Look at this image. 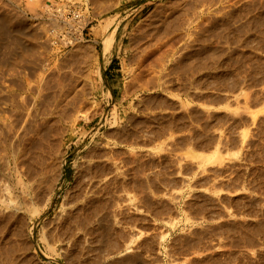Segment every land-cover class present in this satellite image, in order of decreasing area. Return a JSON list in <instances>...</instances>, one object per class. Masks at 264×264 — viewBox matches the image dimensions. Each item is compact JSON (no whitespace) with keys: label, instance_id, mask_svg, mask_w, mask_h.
Here are the masks:
<instances>
[{"label":"rangeland","instance_id":"rangeland-1","mask_svg":"<svg viewBox=\"0 0 264 264\" xmlns=\"http://www.w3.org/2000/svg\"><path fill=\"white\" fill-rule=\"evenodd\" d=\"M9 1L7 0L6 3V0H0L2 2L0 8H7L0 12L8 11L7 13H11H9L11 18H22L24 23L18 29L19 33H23L25 28V32L30 34L32 31L35 33L36 36L32 33L35 39H33L34 47L37 49V51L34 50V59L39 58L38 62L35 61L40 67L38 69L30 68L34 69L30 71V66L25 65L23 75L22 73L16 74V70L9 66H7L9 70L6 66L1 67L7 70L10 75L5 71L4 76V71L0 70V96L3 98L0 97V104L1 100L9 99L6 100L7 103L3 101L4 105H0V108H3L0 110V117L4 114L3 118L1 117L4 120L1 121L0 119V121L1 123L5 121L3 125L0 123V126L5 128L6 124L7 127L9 124L11 126L15 124L16 126L14 125L11 129L13 134L20 133L17 130H23L24 127L27 132L32 130V134L31 132L30 134L34 140L30 144V152H28L30 156L32 155L31 158L34 156V159H31L27 152L25 159L33 161L25 160L23 165V171L31 176L33 191L35 188L37 190L32 193L30 202H35L33 197H36L37 200L35 203L31 202V209L38 208L40 212L43 210L41 205L49 196L50 186L53 185L50 178L55 177L57 174L55 172L59 170L57 167L59 168L60 161L63 159V174L66 181L62 188L56 191L51 206L42 211L40 215L34 214L30 219L25 218L24 221L26 222L20 223L23 227H19L20 224L16 225V228L14 227L16 229L14 231L15 236H10L6 222L0 218V221L3 222H0V225H3V227L0 226L2 229H0V264H264V235H260L264 231V0H236L237 2L235 0H208V2L201 0L195 5L196 7L189 6L190 10L187 9L186 14L184 13L179 18L180 21H183L187 17V21L184 19L182 23L179 22L183 26L177 24L179 21L177 18L176 21L173 19L171 20L172 23L168 22L161 26L157 22L160 11L151 10L152 6L158 1L168 2V0H123L125 4L113 9L111 15H121L123 18L127 10L134 8V6H138V9L122 21L113 49L106 56L102 55L99 43L95 49L91 47L94 38L97 36L98 38L95 39H99V36L95 34L100 28L99 21H104L108 15L91 20L84 27L81 36L78 34L76 24L80 17L91 19L92 13L104 7L105 2H107L106 6L109 5L107 0L105 2L99 0L101 4L95 7L96 10L88 6L85 0H51L52 2L50 0H36L37 7L35 6L36 1L28 0L31 1V8L34 7L35 10H30V3H26V0ZM32 1L35 5L32 4ZM66 1L67 3H65ZM109 1L112 4L113 0ZM173 2L176 3L178 0H172V3L169 2L168 4L174 6ZM208 3L212 7L206 5ZM201 6L202 8L205 7V11L204 8L199 9ZM56 7L57 9H55ZM192 7L195 8L191 9ZM222 7L224 8L222 9ZM13 8L14 12L20 11V13H13ZM217 10L219 13H216ZM148 11L155 16L148 14ZM201 11L202 17L197 18L195 15V17L190 15ZM5 12L3 14L8 15ZM147 15L151 19L148 20ZM156 15L158 16L156 17ZM143 17L147 19H143ZM214 17L215 21L213 22ZM63 18L64 20L68 19L69 24L68 22L64 23ZM51 21L53 23L56 21L55 25L58 26L53 25ZM151 22L153 25H157L153 26ZM149 24L153 27L151 28ZM27 25L30 28H27ZM52 25L55 27L53 28ZM136 25H141V27ZM23 26L25 27L23 28ZM163 26L167 30L171 29L169 30L170 33L176 34L177 38H174L172 36L174 34H170ZM161 27L172 38L167 33L165 37ZM52 30L56 31L53 32ZM132 30L133 33L135 32L134 34H130ZM58 31L60 34L56 33ZM150 31H154L153 34ZM62 35L70 37L74 43L63 44L61 42L64 38ZM148 36H151L154 42L155 39H158L160 44H165L162 47L163 52L162 50L159 52L161 48L156 50L160 45L159 42L156 40L157 44L155 43V45ZM46 38L49 41H44ZM170 39L174 41H169ZM38 40L39 42L41 40L47 42L44 43L47 46L45 45V47ZM53 40L56 41L53 42ZM129 40L132 47H130ZM139 40L144 41V44L140 45ZM151 40L153 43L149 42ZM9 42L8 48L0 49V52L5 50L4 53L2 52L3 56L5 54L3 60L1 59L2 62L10 50L14 49V46L11 43L9 45ZM35 42H38L37 45ZM134 42L135 44H133ZM49 43L50 46H48ZM83 43L84 45H82ZM146 44H150V46ZM168 45H171L172 52L170 49L168 50L171 54L167 51ZM86 47L89 49L87 50ZM148 48L155 50L147 58L148 60L146 58L145 61L143 60L144 63L138 62L139 59L143 58L144 53L147 56ZM43 50L47 51L44 53ZM92 51L96 54H93ZM165 51L166 54L168 52L170 55L164 56ZM85 52L89 54L85 55L87 58L83 59ZM162 55L166 59L169 56L167 61ZM61 63L62 69L60 71ZM64 67L69 70H63ZM66 70L72 72L65 73ZM63 72L64 75H67H65L66 78ZM61 73L63 80L60 76ZM33 74L35 75L33 76ZM55 74H59L61 82L64 81L62 83H69L66 86L68 89L70 88L69 91L66 88L67 95L65 94L66 91H64V96L60 95L63 92H60V89L57 88L58 83H56L60 78L56 76L57 79L53 76ZM52 77L56 79L51 80ZM16 79L19 80L16 81ZM84 80L87 81L90 92L87 88L80 91V87L82 88L84 85ZM19 81L27 90L23 91L19 88ZM50 84H54L56 87ZM42 87L47 93L43 92ZM34 88L38 90L35 91ZM51 88L56 91L59 90V95L53 90L52 93L49 90ZM76 88H79L80 93L83 91L88 93H81L83 95L79 97L80 93ZM18 90L19 92L22 91L23 95ZM14 93L19 94L16 96ZM41 93L45 98L41 96ZM19 95L22 99L19 98ZM12 96L16 97L15 100L18 99L21 103L23 102L22 108L13 106ZM48 96L49 98H47ZM43 98L47 100L41 101ZM50 98L57 101L53 100L49 103ZM75 98L77 102L79 99L80 107L79 104L76 105ZM73 101H75V107H73ZM52 102L55 104L54 106ZM44 103L48 104L50 109L47 110L46 107L48 106ZM56 103L59 104L56 105ZM61 105L63 111L60 108ZM12 107L21 112L15 111L13 114L14 109ZM33 107L35 108L33 109ZM54 108L56 111L53 110ZM63 108L66 112L73 109L72 114L65 113V115L71 114L70 116L75 115L77 118L75 116V119L73 116L71 118L70 116L66 117L63 114ZM4 109H6L5 112ZM77 109L79 113L76 112ZM25 111L30 112L29 115L36 113L37 116L40 114L43 116L34 118L33 114L31 116L26 115L28 113ZM16 113L21 114L18 116ZM52 113V116L49 115ZM11 114H13L12 117ZM15 115L17 116L15 117ZM15 118L21 123H17ZM26 118L31 119L32 122H28ZM53 119L56 122H52ZM33 121L36 122L37 129H35V122ZM45 123L49 124V126L46 124L48 130L44 127ZM19 127L21 129H18ZM41 129L45 133L42 134ZM37 133L39 136L35 135ZM43 135L44 139L48 138V142L47 139L46 141L42 139L41 136ZM88 138L90 140L87 146H83L82 142ZM43 142L44 144H41ZM94 144H98L99 149L110 151L109 157L111 159L108 162H112L110 163L111 167L101 175V178L107 181V185L103 189L105 195L103 196L102 193L103 197L99 206L100 227L92 235L85 233L78 238L68 239L60 234L59 222L64 207L63 203L64 201L68 203L72 199L73 191L70 190L66 195H64V191L71 186L70 182L74 175H76L79 184L88 182L91 178L90 172L84 170L87 166L85 161L88 159L85 155L88 147ZM32 147H36V151L31 152ZM46 147L51 150H47ZM38 148L40 150L43 148L42 153H39ZM186 149L189 150L186 151ZM190 150L193 155H197L193 156ZM47 151L49 153L52 151V155L46 154ZM188 152L192 156H189ZM38 155L41 158L37 157ZM43 155L44 157H42ZM38 165L42 168H39ZM30 167L36 172L32 170L35 174L32 171L27 172L32 169ZM42 170L44 171L42 172ZM44 172L46 173L45 176L43 175ZM107 173L108 175H106ZM53 174L54 176H52ZM38 175L40 177H37ZM36 178L42 180L41 184L39 181L34 182V180H38ZM62 180L63 178L59 182L61 183ZM34 183L38 184L35 186ZM40 187L43 188L40 189ZM2 188L3 186L0 185V189ZM43 192L45 195L42 194ZM36 195L40 196V200ZM37 203L39 207L36 205ZM199 203L201 204L199 205ZM201 205L202 209L204 207L203 210ZM105 209L111 213H107ZM234 209L240 212V218H237L239 217L237 211H235L238 215L236 217ZM112 212L116 213L112 214ZM250 214L253 216L256 214V217L254 216L252 219H258L259 223L250 219L251 217H248L251 216ZM242 222L247 225H243ZM34 224H36V228L32 231L31 228ZM111 225L112 227H110ZM106 228H109V231ZM238 228L240 232H238ZM251 228L254 233L251 232ZM248 230L252 235L247 236ZM238 233L242 234L239 235ZM16 234H19L18 237ZM248 241L249 243L254 241L255 244L251 243L252 246L246 243ZM203 257L205 258L203 259Z\"/></svg>","mask_w":264,"mask_h":264},{"label":"bare ground","instance_id":"bare-ground-1","mask_svg":"<svg viewBox=\"0 0 264 264\" xmlns=\"http://www.w3.org/2000/svg\"><path fill=\"white\" fill-rule=\"evenodd\" d=\"M9 1V0H8ZM14 1V0H13ZM17 1V0H16ZM33 1H36V0H33ZM33 1H32V4H33ZM61 1V0H60ZM77 1H79V0H77ZM98 1V2H97ZM85 0V3L88 5V6H91L92 8H94L95 10H96V8L95 7H98L101 3H99L100 1L99 0ZM106 0H104V2H105ZM108 2H109V5L107 4V6H106V3L107 2H105V5H104V3L102 2V4L104 5V7H100L101 9H98V11H96V12H91L92 13V18L90 19V18H82V17H80L79 19H77L78 21H77V24H76V29H77V31H78V34L81 36L82 35V31H83V29H84V27L89 23V22H91V20H93V19H99V18H101V17H103L104 15H108L107 17H106V19L104 20V21H99V26H100V28H99V31H96L95 32V34H97L98 36H99V39H95L94 38V40H93V42H92V47L91 48H96V46H97V44L99 43L100 45H101V53H102V55H104V56H106V55H108L110 52H111V50L113 49V45H114V43H115V41H116V37H117V33H118V30H119V27H120V25H121V23H122V21L124 20V19H127L135 10H137L138 9V6H134V8H132V9H130V10H127L126 12H125V14H124V16H123V18L121 17V15H117V16H113V15H111V13H112V10L113 9H115V8H117V7H119V6H121V5H123V4H125L124 3V1L123 0H113V2H112V4L110 3V1L109 0H107ZM112 1V0H111ZM174 1H176V0H174ZM201 0H178V2H176V3H174L173 5L174 6H171V5H169L168 3L169 2H171L172 3V0H168V2H165V1H158L155 5H153L152 6V9L151 10H153V11H160L159 12V18H158V21L157 22H159V25L161 26V25H163V24H165V23H170L171 22V20H175L176 18L177 19H179L186 11H187V9H189L188 7L190 6L191 7V5L192 6H195L196 4H198L199 2H200ZM204 1V0H203ZM206 1V0H205ZM204 1V2H205ZM214 1H217V0H214ZM213 1V4L215 3ZM227 1V0H226ZM225 1V2H226ZM236 1V0H235ZM238 1V0H237ZM236 1V2H237ZM10 2V1H9ZM26 3H28L29 1L28 0H26L25 1ZM50 2H52L51 0H50ZM63 2V1H62ZM207 2H208V0H207ZM229 2V1H228ZM234 2V1H233ZM233 2H231L232 4H234ZM0 3H2V2H0ZM6 3H7V0H6ZM30 3V7L29 8H31V1L29 2ZM35 3H36V5H35ZM33 5H35L36 7H37V1L35 2ZM54 3V2H53ZM65 3H67V1L65 2ZM98 5H97V4ZM210 3V2H209ZM209 3L208 4H206V5H208V6H211V4L209 5ZM212 3V2H211ZM222 3H223V1H222ZM230 3V2H229ZM4 4V3H3ZM2 4V5H3ZM55 4H58V3H55ZM63 4V3H62ZM82 4V3H81ZM204 4V3H203ZM227 4V3H226ZM225 4V5H226ZM27 5V4H26ZM54 5V4H53ZM59 5H60V3H59ZM77 5V4H76ZM80 5V4H79ZM96 5V6H95ZM200 5V4H199ZM202 5V4H201ZM205 5V4H204ZM215 5H217V4H215ZM214 5V6H215ZM221 5V4H220ZM219 5V6H220ZM223 5V4H222ZM9 7L11 6V5H8ZM40 6H41V4H40ZM45 6V5H44ZM50 6H52V3H50ZM49 6V8L51 9V7ZM58 6V5H57ZM63 6H64V4H63ZM68 6V5H67ZM74 6V5H73ZM102 6V5H101ZM226 6H228V4L226 5ZM229 6H230V4H229ZM1 7V6H0ZM46 7H47V5H46ZM60 7V6H59ZM80 7V6H79ZM81 7H82V5H81ZM85 7H86V5H85ZM84 7V8H85ZM196 7V6H195ZM194 7V8H195ZM212 7V6H211ZM45 8V7H44ZM70 8V7H69ZM72 8V7H71ZM75 8V7H74ZM91 8V9H92ZM193 7L191 8V9H194ZM203 8H204V11H205V7L203 6ZM202 8V6L201 7H199V9H203ZM220 8V7H219ZM218 8V9H219ZM224 7H222V9H223ZM2 9L3 8H0V11H2ZM5 9V8H4ZM3 9V10H4ZM7 9V8H6ZM5 9V10H6ZM12 9V8H11ZM35 10L34 9V7H32L30 10ZM55 9H57V7L55 8ZM59 10H61L60 8H58ZM63 9V8H62ZM90 9V10H91ZM198 9V10H199ZM206 9H207V7H206ZM221 9V8H220ZM219 9V10H220ZM8 10L10 11V9L8 8ZM44 10V9H43ZM46 10V9H45ZM48 10V9H47ZM58 10V11H59ZM89 10V9H88ZM89 10V11H90ZM190 10V9H189ZM188 10V11H189ZM213 10V9H212ZM13 13H16V14H18V13H20V11L19 12H14V8H13ZM17 11V10H16ZM49 11V10H48ZM63 11V10H62ZM73 11V10H72ZM86 11V10H85ZM85 11H83V12H85ZM92 11V10H91ZM193 11V10H192ZM195 11V10H194ZM247 11V10H246ZM3 12H5V11H3ZM3 12L0 14V49H4V48H8V42H9V45H10V43L14 46V49H12V50H10V52L8 53V56L4 59V61L2 62L1 61V59L5 56V54H4V56H3V53L5 52V50H4V52L2 53V52H0V70L2 69L1 67H7V66H9V67H11V68H13V69H15V70H13V72L15 71L16 72V74L18 73H22L23 71H25L24 69V66L25 65H28V66H30L29 67V69L30 68H35V69H38L39 67H40V65H38V61L37 60H39V58H36V59H34V50H36L37 51V49H35V47H34V42H33V39H34V36H33V34L35 35V33L34 32H32L30 29H29V31H31L30 32V34L29 33H27V32H25L26 31V28L23 30V33H19V31H18V29H20L21 28V26L23 25V21H22V18L21 17H19V18H17V19H15V18H11L10 16V14L9 13H7V12H5V13H7L8 15H4L3 14ZM52 12V11H51ZM57 12V11H56ZM56 12H54V13H56ZM68 12V11H67ZM75 12H77V11H75ZM83 12H82V15H83ZM87 12V11H86ZM190 12V11H189ZM199 12V11H198ZM213 12V11H212ZM219 13V11L217 10L216 11V13ZM224 12V11H223ZM78 13V12H77ZM156 13H158V12H156ZM193 13V12H192ZM196 13V12H195ZM190 14V13H187L188 15L190 14L191 16L193 15H195L197 18L198 17H202L201 15L203 14L202 13V11L200 12V13H197V14ZM215 13V14H216ZM220 13H221V10H220ZM49 14V13H48ZM60 14V13H59ZM63 14V13H62ZM74 14V13H73ZM81 14V13H80ZM79 14V15H80ZM110 14V15H109ZM147 14V13H146ZM145 14V15H146ZM148 14H152V13H149V11H148ZM186 14V13H185ZM214 14V13H213ZM212 14V15H213ZM222 14V13H221ZM21 15V14H20ZM51 15H53L54 16V14H52L51 13ZM56 15H57V13H56ZM87 15H88V13H87ZM86 15V16H87ZM152 15H154V14H152ZM207 15V14H206ZM211 15V14H210ZM217 16H218V14H216ZM215 15V16H216ZM15 16H17V15H15ZM14 16V17H15ZM24 16V15H23ZM61 16V15H60ZM66 16V15H65ZM85 16V15H84ZM155 16V15H154ZM158 15H156V17H157ZM186 16V15H185ZM194 16V17H195ZM214 16V15H213ZM12 17H13V14H12ZM63 17V16H62ZM61 17V18H62ZM75 17V16H74ZM190 17V16H189ZM24 18V17H23ZM145 17H143V19H144ZM147 18H148V20H149V18H150V16H148L147 15ZM147 18H145V19H147ZM184 18V17H183ZM187 17H185L184 19H186ZM208 18V15L206 16V19ZM210 18V17H209ZM217 18V17H216ZM223 18V17H222ZM55 19V18H54ZM142 19V20H143ZM151 19V18H150ZM176 19V20H177ZM184 19H183V21H184ZM192 19V18H191ZM195 19V18H194ZM211 19V18H210ZM215 19V17L213 18V22L215 21L214 20ZM220 19H221V15H220ZM24 20V19H23ZM50 20V19H49ZM63 20V22L64 23H67L68 21L67 20H64V18L62 19ZM72 20H74V19H72ZM71 20V21H72ZM175 20V21H176ZM201 20H203L202 18H201ZM25 21V20H24ZM57 21H59V20H57ZM145 21V20H144ZM154 21V20H153ZM152 21V22H153ZM183 21H180V19H179V21L177 22V24L180 22V23H182ZM186 21H187V19H186ZM194 21H196V19L194 20ZM207 21H208V19H207ZM210 21V20H209ZM212 21V20H211ZM26 22V21H25ZM52 23H53V21H51ZM55 22L56 21H54V23H53V25H55ZM70 22V21H69ZM69 22H68V24H69ZM142 22V21H141ZM149 22V21H148ZM151 22V23H152ZM190 22H193V21H190ZM49 23V22H48ZM62 23V22H61ZM138 23V22H137ZM145 23H146V21H145ZM172 23V22H171ZM179 23V24H180ZM189 23V22H188ZM193 23H195V22H193ZM192 23V24H193ZM71 24V23H70ZM136 24V23H135ZM148 24V23H147ZM174 24V23H173ZM186 24H187V22H186ZM50 25V24H49ZM52 25V26H53ZM61 25V24H60ZM59 25V26H60ZM72 25V24H71ZM74 25V24H73ZM149 25H151V24H149ZM152 25H153V23H152ZM151 25V28L155 25H153L152 26ZM157 25V24H156ZM155 25V26H156ZM175 25H176V22H175ZM174 25V26H175ZM182 24H180V26H181ZM191 25V24H190ZM55 26H58V25H55ZM55 26H53V28L55 27ZM62 26V25H61ZM64 26V25H63ZM69 27H70V25H68ZM67 26V27H68ZM137 26V25H136ZM140 27H141V25H139ZM139 26H137V27H139ZM168 25L166 24V27H167ZM170 27H171V25H169ZM178 26V25H177ZM183 26V25H182ZM25 26H23V28H24ZM27 28H30V27H28V25L26 26ZM50 27H51V25H50ZM72 27V26H71ZM134 27V26H133ZM133 27H132V29H133ZM143 27H144V25H143ZM142 27V28H143ZM150 27V26H149ZM165 26H163V28H164ZM166 27H165V30L166 31H169V30H171V29H169V30H167L166 29ZM134 28H136V27H134ZM142 28H140V29H142ZM146 28V27H145ZM156 29H158L157 27H155ZM162 28V27H161ZM163 28H162V32L164 31V33L165 34H163L165 37L167 36V34L169 35V33H170V31H169V33L168 32H166L165 30H163ZM174 28V30H175V27H173ZM58 29V28H57ZM61 30H62V27L60 28ZM139 29V28H138ZM137 29V30H138ZM150 29V28H149ZM155 29V30H156ZM177 29H180V28H177ZM182 29V28H181ZM28 30V29H27ZM65 30V29H64ZM63 30V31H64ZM144 30V29H143ZM152 30V29H151ZM154 30V31H155ZM160 30V29H159ZM191 29L189 28V31H190ZM21 31V30H20ZM53 31V30H52ZM56 31V30H55ZM55 31H53V32H55ZM72 32H73V30H71ZM76 31V30H75ZM134 31H135V29H134ZM139 31V30H138ZM154 31H150V33L151 34H153V32ZM179 31V30H178ZM188 31V32H189ZM22 32V31H21ZM60 31H58V32H56V33H58V34H60L59 33ZM69 32H70V30H69ZM175 32V31H174ZM33 33V34H32ZM65 33H66V30H65ZM131 33H133V30H132V32H130V34ZM135 33V32H134ZM133 33V34H134ZM144 33V32H143ZM160 33V32H159ZM167 33V34H166ZM53 34V33H52ZM57 34V35H58ZM76 34V33H75ZM138 34V33H137ZM149 34V32L147 33V35ZM162 34V33H161ZM161 34H160V36H161ZM170 34H174V33H170ZM188 34V33H187ZM57 35H55V37H57ZM67 35V34H66ZM136 35V34H135ZM36 36V35H35ZM63 36V35H62ZM76 36V35H75ZM130 36V35H129ZM132 36V35H131ZM130 36V37H131ZM139 36H141V35H139ZM158 36V35H157ZM174 38L176 37V34H174V35H172ZM50 37V36H49ZM48 37V38H49ZM64 38H63V40L61 41L63 44H67L68 42L70 43H74V41H71L70 39V37H66V36H63ZM72 37V36H71ZM123 37V36H122ZM133 37V36H132ZM142 37V36H141ZM143 37L145 38V35L143 34ZM142 37V38H143ZM149 37V36H148ZM169 37H171L170 35H169ZM36 39H38L37 37H35ZM51 38H52V36H51ZM82 38V37H81ZM98 38V37H97ZM142 38H140V39H142ZM150 39H152L151 38V36L149 37ZM156 38V37H155ZM158 38V37H157ZM172 38V37H171ZM173 38V39H174ZM177 38V37H176ZM50 39V38H49ZM55 39V38H54ZM61 39V38H60ZM59 39V40H60ZM79 39H80V37H79ZM130 39V38H129ZM135 39H136V37H135ZM139 39V38H138ZM149 39V40H150ZM168 39V38H167ZM35 40V39H34ZM48 39L46 38V40H44V41H47ZM57 40V39H56ZM56 40H53V42L54 41H56ZM73 40H74V38H73ZM145 40H147L146 38H145ZM153 40V39H152ZM152 40L151 41H149L150 43L152 42ZM156 40L159 42L158 44H160V41L158 40V39H155V42H154V40H153V42H154V44L156 43ZM172 39H170L169 41H171ZM37 41V40H36ZM49 41V40H48ZM76 41V40H75ZM80 41V40H79ZM119 41V40H118ZM138 41V40H137ZM166 41V40H165ZM172 41H174V40H172ZM38 42H39V40H38ZM38 42H35L36 43V45H37V43ZM41 42L44 44V43H47V42H43L42 40H41ZM41 42H39V43H41ZM58 42H60V41H58ZM121 42V41H120ZM131 42H133V41H131ZM139 42L141 43L140 45H142V43L144 44V41L143 42H141L140 40H139ZM149 42H147V43H149ZM152 42V43H153ZM41 43V44H42ZM50 43H51V41H50ZM50 43H49V45L48 46H50ZM168 43H171V42H168ZM167 43V44H168ZM57 44V43H56ZM56 44H55V46H56ZM77 44H78V42H77ZM80 44V43H79ZM129 44H130V40H129ZM128 44V45H129ZM133 44H135V42L133 43ZM157 44V43H156ZM155 44V45H156ZM35 45V46H36ZM39 45V44H38ZM46 44H44V46H45ZM82 45H84V43L82 44ZM81 45V46H82ZM85 45H87L86 43H85ZM147 46L149 45L150 46V44H146ZM154 45V46H155ZM47 46V45H46ZM45 46V47H46ZM59 46H60V44H59ZM63 46V45H62ZM65 46V45H64ZM88 46H90L89 44H88ZM145 46V45H144ZM153 46V45H152ZM151 46V47H152ZM158 46V45H157ZM163 46H165V44H160L158 47H157V49L156 50H158V48H161L160 50H159V52L162 50V52H163V49H162V47ZM171 46V45H170ZM170 46L168 45V49H167V51L170 49ZM10 48H12L11 46H9ZM40 47V46H39ZM58 47V46H57ZM117 47H119V46H117ZM121 47V46H120ZM130 47H132L131 46V44H130ZM139 47H141V46H139ZM150 47V48H151ZM156 47V46H155ZM173 47V46H172ZM49 48V47H48ZM47 48V49H48ZM53 48H54V46H53ZM78 49H79V47H77ZM84 48V47H83ZM87 48V47H86ZM90 48V49H91ZM143 47H141V49H142ZM154 48V47H153ZM165 48V47H164ZM55 49H58V48H55ZM89 48H87V50H88ZM144 50H145V48H143ZM147 49V48H146ZM8 50V49H7ZM84 50H85V48H84ZM86 50V51H87ZM154 50L155 49H152V50H149V48H148V50L147 51H149L148 53H146L147 54V56H145L144 54H143V58L140 60L139 58V60H138V62H143V60L145 61V58L147 59L150 55H151V53H153L154 52ZM172 49H170V51H171ZM44 51V50H43ZM47 50H45L44 51V53L46 52ZM49 51V50H48ZM70 51H72V50H70ZM76 51V50H75ZM79 51H81L80 49H79ZM83 51V50H82ZM90 51V50H89ZM88 51V52H89ZM142 51V50H141ZM140 51V52H141ZM84 52V51H83ZM82 52V53H83ZM93 52V51H92ZM143 52V51H142ZM158 52V51H157ZM158 52V53H159ZM169 52V51H168ZM168 52H167V54H168ZM172 52V51H171ZM171 52H169L170 54H171ZM36 53V52H35ZM76 53V52H75ZM79 53V52H78ZM95 52H93V54H94ZM48 54V53H47ZM81 54V53H80ZM87 54H89V53H87V52H85V54H84V56L85 55H87ZM96 54V53H95ZM141 54V53H140ZM154 54H156V53H154ZM153 54V55H154ZM166 54V51H165V54H164V56L165 55H167ZM170 54H168V55H170ZM37 56H39L38 54H36ZM35 55V56H36ZM77 56V55H76ZM80 56H82V55H80ZM82 57L83 59L84 58H87L86 56L85 57ZM90 56V55H89ZM93 55L91 54V57H92ZM95 56V55H94ZM161 56V55H160ZM163 56V55H162ZM163 56V58H165ZM79 57V56H78ZM167 57V56H166ZM169 57V56H168ZM168 57H167V59H168ZM90 58V57H89ZM94 58V57H93ZM141 58V57H140ZM162 58V57H161ZM80 59H81V57H80ZM104 59V58H103ZM106 59V58H105ZM166 59V58H165ZM167 59L165 60V61H167ZM3 60V59H2ZM37 62H36V61ZM55 60V59H54ZM87 60V59H86ZM148 60V59H147ZM162 60V59H161ZM164 61V60H163ZM162 61V62H163ZM147 62V61H146ZM161 62V63H162ZM137 63V62H136ZM144 63V62H143ZM143 63H141L142 65H143ZM159 63V62H158ZM163 63H165L166 64V62H163ZM42 64V63H41ZM36 65V66H35ZM58 65V64H57ZM142 65H141V67H142ZM164 65V64H163ZM28 66H27V68H28ZM43 66V65H42ZM47 66V65H46ZM59 66V65H58ZM61 68H59L60 69V71H61V69H62V63H61ZM59 66V67H60ZM64 66V65H63ZM138 67H139V65H138ZM11 68H10V70H11ZM42 68V67H41ZM57 69V68H56ZM65 69H67V67L65 68L64 67V69L63 70H65ZM3 71H4V76H5V71H6V73H8L7 72V70H9L8 69V67H7V70H5L4 68L2 69ZM31 70H34V69H30V71ZM62 70V71H63ZM67 70H69V69H67ZM65 71V73L66 72H72V71ZM71 70H72V68H71ZM74 70V69H73ZM12 71V70H11ZM27 71V70H26ZM39 71V70H38ZM55 71H57V70H55ZM79 71V70H78ZM1 72V71H0ZM10 72V71H9ZM14 72V73H15ZM33 72V71H32ZM31 72V73H32ZM36 72V71H35ZM34 72V73H35ZM58 72H59V70H58ZM76 72V71H75ZM3 73V72H2ZM1 73V74H2ZM11 73V72H10ZM14 73H12V74H14ZM29 73V72H28ZM30 73V74H31ZM77 73H79V72H77ZM70 74V73H69ZM8 75H10L9 73H8ZM22 75H23V73H22ZM35 74H33V76H34ZM59 74H55V75H53V76H58ZM63 75H64V72H63ZM66 75V74H65ZM64 75V77L66 78V76ZM15 76V75H14ZM29 76V75H28ZM32 76V75H31ZM32 76V77H33ZM60 76H61V78H62V73L60 74ZM1 77H3V76H1ZM59 77V76H58ZM11 78H12V76H11ZM18 78V77H17ZM39 78V77H38ZM38 78H36V79H38ZM57 78V77H56ZM56 78H51V80L52 79H56ZM60 78V77H59ZM61 78H60V80L58 81V82H56V83H58V85H57V88L58 89H60V92H63L62 94L60 93V95H63L64 94V91H66V95H67V90L69 91V89L66 87L68 84H66V83H62V82H64V81H62L61 82ZM76 78V77H75ZM21 79H22V77H21ZM58 79V78H57ZM78 80H79V78H77ZM100 79V78H99ZM13 80H15V79H13ZM17 80H19V79H16V81ZM62 80H63V78H62ZM65 80V79H64ZM76 80V79H75ZM87 80V79H86ZM21 81V80H20ZM20 81H19V83H20ZM25 81V80H24ZM23 81V83H24V85H26L25 84V82ZM54 81V80H53ZM80 81V80H79ZM87 81H89V80H87ZM87 81H85L84 80V85L82 86V88L80 87V91H82L81 89H83L84 90V88L86 89L87 88V90L89 89L88 88V86H87ZM13 82V81H12ZM55 82H53L54 84H55ZM92 82V81H91ZM1 83V82H0ZM10 83V82H9ZM14 83V82H13ZM13 83H11V84H13ZM78 83V82H77ZM81 83V82H80ZM52 85V84H50V85H52L53 87L56 85ZM76 84V83H75ZM20 85V86H19ZM18 86H19V88L22 90L23 89V91L24 90H27V88L26 87H23V85H21V83L19 84ZM49 85V84H48ZM65 85V86H64ZM11 86V85H10ZM59 86V87H58ZM93 86V85H92ZM127 86V85H126ZM56 87V86H55ZM10 88H13V87H10ZM31 88V87H30ZM29 88V89H30ZM33 88V87H32ZM43 88V87H42ZM41 88V89H42ZM46 89H47V86L45 87ZM48 88H50V87H48ZM56 88V89H57ZM66 88H67V90H66ZM91 88V87H90ZM35 89V91L36 90H38V89H36V88H34ZM78 89V92H79V88H76V90ZM17 90V89H16ZM20 90V91H21ZM32 90V89H31ZM50 91H52L53 89L51 88V89H49ZM48 90V91H49ZM8 91V90H7ZM10 91V90H9ZM40 91V90H39ZM53 91H56V90H53ZM53 91H52V93H53ZM71 91V90H70ZM89 92L91 91V90H88ZM15 92V91H14ZM18 92H19V90H18ZM22 92V91H21ZM21 92H19V93H21ZM26 92V91H25ZM33 92H34V90H33ZM43 92H46V91H44V88H43ZM42 92V93H43ZM57 92V95H59L58 94V92H59V90L58 91H56ZM55 92V93H56ZM86 93L87 91H83V92H81V93ZM7 93V92H6ZM10 93V92H9ZM12 93H13V89H12ZM18 93V94H19ZM41 93V94H42ZM47 93V92H46ZM72 93H73V91H72ZM80 93V92H79ZM79 94L78 96L80 97V95H83V94ZM88 93V92H87ZM8 94V93H7ZM15 94V93H14ZM17 94V95H18ZM22 94V93H21ZM36 94V93H35ZM37 94H38V91H37ZM40 94V95H41ZM64 94V95H65ZM10 95V97H11V94H9ZM16 95V94H15ZM16 95V96H17ZM23 95V94H22ZM47 95V94H46ZM45 95V96H46ZM48 95H50V94H48ZM52 95V94H51ZM56 94H55V96H57ZM63 95V96H64ZM77 95V94H76ZM90 95V94H89ZM6 96V95H5ZM4 96V97H5ZM20 96V95H19ZM41 96H43V94L41 95ZM52 96H54V95H52ZM1 97V96H0ZM6 97H8V96H6ZM9 97V98H10ZM38 97V96H37ZM44 97V96H43ZM51 97V96H50ZM76 97V96H75ZM78 97V98H79ZM2 98V97H1ZM0 98V99H1ZM12 98H13V106L14 107H20V108H22V103L18 100V99H16L15 100V98L16 97H14V96H12ZM12 98H10V99H12ZM20 99H22L21 98V96L19 97ZM36 98V97H35ZM45 98V97H44ZM44 98L43 99H41V101L42 100H44ZM47 98H49V96L47 97ZM52 98H55V97H52ZM63 98V97H62ZM67 99V97H64V99ZM77 98V97H76ZM76 98H75V101H76ZM3 99V98H2ZM8 99V98H7ZM6 99V100H7ZM33 99V98H32ZM58 99H59V96H58ZM83 99V98H82ZM6 100H3V101H5V103H7L6 102ZM9 100V99H8ZM39 100H40V98H39ZM47 99H45L44 101H46ZM55 102L57 101L56 99H53ZM53 100H51V98H50V101H49V103L51 102V101H53ZM60 100V99H59ZM74 100V99H73ZM81 100V99H80ZM2 100H1V104L0 105H4V102H3ZM25 101V100H24ZM43 101V102H44ZM61 101V100H60ZM59 101V102H60ZM64 101H66V100H64ZM75 101H73V104H74V102ZM82 101H84V99L82 100ZM3 102V103H2ZM78 102H80L79 101V99H78ZM77 101L75 102L76 103V105L78 106V104H79V107H80V104L81 103H78ZM40 103H42V102H40ZM48 103V102H47ZM48 103V104H49ZM60 103H62V102H60ZM72 103V102H71ZM8 104H9V101H8ZM25 104V103H24ZM35 104H37L36 102H35ZM44 104H46V103H44ZM48 104H46L47 106H48ZM52 104H53V102H52ZM57 104H59V103H56V105ZM73 104H72V106H73ZM26 105V104H25ZM32 105H33V103H32ZM42 105V104H41ZM55 104H53V106H54ZM63 105V104H62ZM61 105V110H62V107L64 106L65 107V105H66V102H65V105H63L62 106ZM75 104H74V106L73 107H75L76 106ZM10 106V105H9ZM51 106V105H50ZM58 106H60V105H58ZM57 106V107H58ZM70 106V105H69ZM1 107V106H0ZM8 107V106H7ZM26 108H27V106H25ZM73 107H71V108H73ZM13 108V107H12ZM23 108H24V106H23ZM35 107H33V109H34ZM40 108V107H39ZM42 108H43V106H42ZM42 108H40L41 110H42ZM47 108V110L48 109H50L49 108V106L48 107H46ZM56 108V107H55ZM53 109V110H55L56 111V109ZM66 108V107H65ZM71 108H69V109H71ZM1 109H3V108H0V110ZM7 109V108H6ZM6 109H4V112H5V110ZM9 109H10V107H9ZM14 109V108H13ZM58 109V108H57ZM64 109V108H63ZM74 109V108H73ZM72 109V110H73ZM79 109V108H78ZM78 109H77V111L76 112H78ZM25 110V109H24ZM23 110V111H24ZM32 110V109H31ZM47 110H46V112H47ZM52 110V111H53ZM72 110L70 111H68V112H66L65 111V109H64V113L62 112V111H60V112H62L64 115H65V113H71L72 112ZM75 110H76V108H75ZM14 111V113L13 114H15V109L13 110ZM19 112H21L20 110H18ZM18 111H16V112H18ZM32 111H34V110H32ZM44 111V110H43ZM42 111V112H43ZM50 111V110H49ZM58 111V110H57ZM79 111H80V109H79ZM8 112H9V110H8ZM25 112H27V111H25ZM46 112H44V113H46ZM54 112V111H53ZM59 112V113H60ZM74 112V111H73ZM1 113V112H0ZM11 113H12V109H11ZM28 114H26V115H29V113L30 112H27ZM39 113V112H38ZM41 113V112H40ZM50 113V112H49ZM61 113V114H62ZM79 113V112H78ZM13 114H11V117H12V115ZM17 115H18V113H16ZM21 114V113H20ZM20 114L18 115V116H20ZM24 114V113H23ZM31 114H33V117L34 118H36V117H38V116H41V114L40 115H38L37 116V114L36 113H31ZM31 114L29 115V116H31ZM35 114V115H34ZM47 114V113H46ZM57 114V113H56ZM62 114V115H63ZM72 114V113H71ZM70 114V115H71ZM4 115V114H3ZM3 115H1V117L3 118ZM8 115V114H7ZM17 115H15V117L17 116ZM25 115V114H24ZM49 115H53V113L52 114H49ZM67 115V114H66ZM65 115V116H66ZM70 115H68V116H70ZM76 115H78V114H76ZM5 116H6V113H5ZM9 116H10V113H9ZM43 116V115H42ZM41 116V117H42ZM55 116V115H54ZM53 116V117H54ZM64 116V117H65ZM68 116H66V117H68ZM73 116V115H72ZM72 116H70V118L72 117ZM75 116V115H74ZM74 116H73V118H74ZM80 116V115H79ZM0 117V119H1V121L2 120H4V119H2ZM8 117V116H7ZM23 117V116H22ZM33 117H31V118H33ZM46 117V116H45ZM48 117H50V116H48ZM59 117V116H58ZM81 117V116H80ZM84 117V116H83ZM86 117V116H85ZM84 117V118H85ZM6 118V117H5ZM14 118V117H13ZM18 118V117H17ZM17 118H15V121H17ZM21 118V117H20ZM24 118H25V116H24ZM27 118H30V117H27ZM26 118V119H27ZM44 118V117H43ZM62 118V117H61ZM75 118H77V116H75ZM74 118V119H75ZM19 119V118H18ZM23 119V118H22ZM46 119V118H45ZM55 119V118H54ZM53 119V120H54ZM66 119V118H65ZM9 120H11L10 118H9ZM12 120H14V119H12ZM28 120V119H27ZM40 120H43V119H41L40 118ZM52 120V122H56L55 120L53 121ZM57 120V119H56ZM1 121H0V123H1ZM15 121H14V123H15ZM23 121V120H22ZM24 121H25V119H24ZM29 121H31V119H29L28 120V122ZM37 121V120H36ZM44 121V120H43ZM50 121V120H49ZM5 121H3V123H4ZM9 122V121H8ZM12 122V121H11ZM18 122H20V121H17V123ZM27 122V123H28ZM32 122V121H31ZM33 122H35V121H33ZM44 122H46V121H44ZM47 122H48V120H47ZM3 123H1L2 125H3ZM10 123V122H9ZM21 123V122H20ZM49 123V122H48ZM6 124V123H5ZM4 124V125H5ZM11 124H13V122L11 123ZM30 124V123H29ZM47 123H45V125H44V127L47 129V127L49 126V124H47ZM51 124V123H50ZM7 125V124H6ZM5 125V128L3 127V126H0V185L1 186H3V188L2 189H0V218H1V220L3 221H5L6 222V224H7V226H8V228H9V234H10V236H15V234H14V231H16V225H18V224H20L21 222L22 223H24V222H26V221H24V219L26 218H29L30 219V217H32V216H34V214L35 215H40L41 214V212L42 211H44L45 209H47L49 206H51V203H52V201H53V198H54V196H55V194H56V191L59 189V188H62V186L64 185V183H65V181H66V178H64V170H63V166H64V159L63 160H61L60 161V159H58L59 161H60V164H59V168L57 167V169H59L58 170V172H55V173H57L56 175H55V177H53V179H51L50 178V182H52L51 184H53L52 186H50V194H49V196L47 197V198H45V202H43L44 204L43 205H41V208H43V210L40 212V209H38V208H35V209H31V202H30V200H32L31 198H32V193L34 192V191H37L36 190V188H35V190L33 191V189L34 188H32V183H31V176H28L27 174H29V173H27L26 174V172H24L23 170V165H24V161L25 160H27V159H25L26 157H27V152L29 151L30 152V148L29 147H31L30 146V144L32 143V141L34 140V137L31 135L32 134V130L30 129V128H27V129H30L31 131H29V132H27L26 131V128L24 127H22L23 128V130H17L18 132L20 131V133H14L13 134V132H12V127L15 125V124H13V126H11L10 124L8 125V127L10 126V128L8 129V127ZM23 125H24V123H23ZM23 125H21V126H23ZM27 125V124H26ZM31 125H33L32 123H31ZM30 125V126H31ZM34 125H35V129H37V124H36V122L34 123ZM52 125V124H51ZM55 125V124H54ZM16 126V125H15ZM29 126V127H30ZM40 126V125H39ZM6 127H7V129H6ZM17 127H18V125H17ZM28 127V126H27ZM33 127V126H32ZM42 127V126H41ZM43 127V128H44ZM51 127V126H50ZM55 128V127H54ZM53 128V129H54ZM61 128V127H60ZM18 129H21L20 127L18 128ZM34 129V130H35ZM46 129H45V131H46ZM49 129V128H48ZM47 129V130H48ZM33 130V132H35ZM42 130V129H41ZM52 130V129H51ZM55 130V129H54ZM65 131V130H64ZM30 132H31V134H30ZM40 132V131H39ZM43 132H44V130H42V134H43ZM41 133V132H40ZM45 133V132H44ZM48 133V132H47ZM46 133V134H47ZM39 133H37V134H35L36 136L38 135ZM50 134V133H49ZM62 134V133H61ZM45 135V134H44ZM44 135L43 136H41L42 137V139H44L45 137H44ZM39 136V135H38ZM47 136V135H46ZM44 137V138H43ZM49 138H50V136H48ZM40 138V137H39ZM36 139V138H35ZM41 139V140H42ZM47 139V142H48V138H46ZM46 139H44L45 141H46ZM37 140H39V139H37ZM90 140V138H88V139H86V140H84L83 142H82V145L83 146H87V144H88V141ZM49 141H51V140H49ZM40 142V141H39ZM36 143V142H35ZM37 143H38V141H37ZM37 143H36V145H37ZM49 143H51V142H49ZM34 144V143H33ZM32 144V145H33ZM41 144H44V142L43 143H41ZM41 144H40V146H41ZM35 145V146H36ZM45 145H47V144H45ZM34 146V145H33ZM43 147H45L44 145H42ZM48 146V145H47ZM53 146V144L51 145V147ZM98 146V144H94V145H92V146H89L88 147V150L86 151V155H85V157H88V159H86V164H87V166H86V168H84V170L86 171V172H90V179L88 180V182H83L82 184H79L78 183V180H77V177H76V175H74V177H73V179L71 180V182H70V184H71V186L70 187H68V189H66L65 191H64V195H66L68 192H70V190H72L73 191V195H72V199L71 200H69V202L67 203V202H65L64 201V203L63 202H61V203H63V209H62V216H60L61 217V219H60V222H59V228H60V234L63 236V237H66V238H68V239H75V238H78L79 236H81V235H84L85 233H88V234H94V232L97 230V229H99V227H100V222H99V219H98V217L100 216V211H99V206H100V204H101V198L105 195L104 193H103V189H104V187L107 185V181H104V179H102L101 178V175L102 174H104L105 173V171L108 169V168H110L111 167V165H110V163H112V162H108L110 159H111V157H109V152L110 151H107V150H105L104 148V150H102V149H99L100 147H97ZM100 146H101V144H100ZM38 147H39V145H38ZM103 147V146H102ZM33 148V147H32ZM36 148V147H35ZM35 148H33V149H35ZM47 148V147H46ZM46 148H44L45 150H46ZM32 149V151L31 152H33V151H36V149L35 150H33ZM39 149V148H38ZM43 149V148H42ZM42 149L39 151V153H42ZM53 149V148H52ZM47 150H51V149H48L47 148ZM54 150V149H53ZM52 150V151H53ZM187 150H189V149H186V151ZM52 151H51V153H49L48 151L46 152V154L47 153H49V154H51L52 155ZM28 152V154H29V156H30V153ZM45 152V151H44ZM44 152H43V154H44ZM190 152L192 153V155H193V152L190 150ZM190 152H188L189 154V156H192V155H190ZM36 153V152H35ZM34 153V154H35ZM38 153V154H39ZM55 153V152H54ZM63 153V152H62ZM66 153V152H65ZM113 153H114V151H113ZM196 153V152H195ZM198 153V152H197ZM33 154V155H34ZM35 155H37V154H35ZM42 155V154H41ZM60 155V154H59ZM61 155H63V154H61ZM197 155V154H196ZM196 155H193V156H196ZM32 156V155H31ZM31 156H30V158H31ZM54 156V155H53ZM55 156H56V154H55ZM34 157V156H33ZM31 158V159H34V158ZM36 157V156H35ZM37 157H39V155L37 156ZM36 157V158H37ZM42 157H44V155L42 156ZM48 157V156H47ZM35 158V159H36ZM39 158H41V156L39 157ZM202 160H204V159H202ZM27 161H29V162H32V161H30V160H27ZM35 161H37V160H35ZM34 161V162H35ZM29 162H28V164H29ZM38 162H39V160H38ZM27 163V162H26ZM36 163V162H35ZM35 163H34V165H35ZM30 164H32V163H30ZM114 164H115V162H114ZM114 164H113V167H114ZM33 165V164H32ZM40 165V164H39ZM38 165V167L39 168H42L41 166H39ZM42 165V164H41ZM26 166V165H25ZM29 166V165H28ZM33 167V166H32ZM32 167H30V169L32 168ZM115 168V167H114ZM35 169V168H34ZM56 169V170H57ZM33 170V168L31 169V170H28L27 172H29V171H32ZM39 170V169H38ZM110 170V169H109ZM112 170H114V171H116L115 169H112ZM34 171V170H33ZM32 171V172H33ZM37 171V170H36ZM44 170H42V172H43ZM35 172V171H34ZM33 172V174H35ZM109 172V174H110V171H108ZM38 174H39V172H38ZM45 172L43 173V175L45 176ZM30 175V174H29ZM32 175V174H31ZM37 175V174H36ZM106 175H108V173L106 174ZM52 176H54V174L52 175ZM51 176V177H52ZM33 177V176H32ZM37 177H40V175H38ZM41 177H42V175H41ZM101 179H100V178ZM61 178H63V180H62V182L60 183L59 181H60V179ZM99 179V180H96V179ZM36 179H38V178H36ZM53 180V181H52ZM111 180V179H110ZM40 182V184H41V181H40V179H38V180H34V182ZM35 184V186L38 184V183H34ZM50 184V183H49ZM42 186V185H41ZM48 186V187H49ZM34 187V186H33ZM52 187V188H51ZM37 188H38V186H37ZM41 188H43V187H40V189ZM46 189H49V188H46ZM43 191V190H42ZM46 191V190H45ZM44 191V192H45ZM48 191V190H47ZM44 192L42 193V194H44ZM41 193V192H40ZM102 193H103V196H102ZM35 194V193H34ZM45 194H46V192H45ZM44 194V195H45ZM38 195H41V194H38ZM44 195H41L42 197L44 196ZM48 195V194H47ZM46 195V196H47ZM37 196V195H36ZM45 196V197H46ZM38 197V196H37ZM40 197V196H39ZM38 197V198H39ZM35 198V199H34ZM33 200H35V202H36V200H37V198L36 197H33ZM39 200H40V198H39ZM41 200H43V199H41ZM105 200V199H104ZM35 202H32V203H35ZM40 203V202H39ZM65 203H67L66 205H65ZM201 203H199V205H200ZM250 204V203H249ZM37 206L39 205L38 203L36 204ZM62 205V204H61ZM203 205V204H202ZM202 205H201V209H202ZM250 205H252V203L250 204ZM249 205V206H250ZM134 206V205H133ZM204 206V205H203ZM207 206V205H206ZM36 207V206H35ZM39 207V206H38ZM105 207V206H104ZM208 207V206H207ZM199 208V207H198ZM235 208V207H234ZM103 209V208H102ZM200 209V208H199ZM200 209V211H202L203 209H204V207H203V209L201 210ZM210 209V208H209ZM208 209V210H209ZM236 209H239L238 207H236ZM249 209H250V207H249ZM60 210H61V208H60ZM106 210V212H107V209H105ZM248 210V209H247ZM205 211H207V210H205ZM235 211H237V210H235L234 209V212ZM239 211H240V209H239ZM237 211L238 212V214L240 213V212H242L243 213V211ZM250 211V210H249ZM253 211V210H252ZM220 212V211H219ZM237 212H235V214L237 213ZM254 212V211H253ZM252 212V213H253ZM107 213H111V212H107ZM114 213H116V212H114ZM113 212H112V214H114ZM204 213V212H203ZM232 213V212H231ZM230 213V215H232ZM241 213V214H242ZM205 214V213H204ZM207 214V213H206ZM222 214V213H221ZM234 214V215H235ZM60 215H61V213H60ZM108 215V214H107ZM110 215V214H109ZM251 215V214H250ZM256 215V214H255ZM254 215V216H255ZM112 216V215H111ZM222 216V215H221ZM220 216V217H221ZM229 216V215H228ZM238 215L236 214V217H237ZM240 214H239V217H237V218H240ZM246 216V215H245ZM248 216V215H247ZM253 216V214L251 215V216H248V217H251L250 219H252V217H254ZM110 217V216H109ZM208 217V216H207ZM209 217H210V215H209ZM256 217V216H255ZM102 220V219H101ZM252 220H254V221H257V223H259V220L257 219V220H255V219H252ZM261 220H262V218H261ZM3 221V222H4ZM112 221H113V218H112ZM234 221V220H233ZM236 221V220H235ZM238 221V220H237ZM240 221H242V220H240ZM1 222V221H0ZM3 222H1V223H3ZM103 223H104V221H102ZM249 222V221H248ZM222 223V222H221ZM226 223H227V221H226ZM228 223H229V221H228ZM234 223H236V222H234ZM253 223V222H252ZM256 223V222H255ZM256 223V224H257ZM5 224V223H4ZM26 224V223H25ZM102 224V223H101ZM233 224V223H232ZM242 224H243V222H242ZM260 224H262V223H260ZM259 224V225H260ZM263 224H264V220H263ZM23 225V224H22ZM113 225V224H112ZM112 225L110 226V227H112ZM228 225V224H227ZM230 225V224H229ZM234 225V224H233ZM243 225H245V224H243ZM247 225V224H246ZM245 225V226H246ZM252 225V224H251ZM1 226V225H0ZM21 226V224L19 225V227ZM104 226V225H103ZM102 226V227H103ZM219 226H221V225H219ZM235 226V225H234ZM240 226V225H239ZM238 226V227H239ZM256 226V225H255ZM262 226V225H261ZM261 226H259V227H261ZM264 226V225H263ZM262 226V227H263ZM1 227H3V225L1 226ZM1 227H0V229H1ZM15 227V228H14ZM19 227H17V228H19ZM21 227H23V226H21ZM107 227V226H106ZM109 227V226H108ZM216 227H218V226H216ZM225 227H226V224H225ZM250 227H253V226H250ZM249 227V228H250ZM257 227V226H256ZM30 228V227H29ZM35 228H36V224H34L33 226H32V228H31V230L32 231H34L35 230ZM104 228H105V226H104ZM103 228V229H104ZM221 228V227H220ZM224 228V227H223ZM236 228H237V226H236ZM3 229H5V228H3ZM15 229V230H14ZM20 230H21V228H19ZM24 229V228H23ZM108 231H109V228H106ZM218 229H219V227H218ZM222 229V228H221ZM239 229V228H238ZM259 229H261V228H259ZM264 229V228H263ZM2 230V229H1ZM7 230V229H6ZM18 230V229H17ZM233 230H235L234 228H233ZM247 230V229H246ZM245 230V231H246ZM251 230V232H252V228L250 229ZM26 231V230H25ZM31 231V232H32ZM101 231H102V229H101ZM106 231V230H105ZM17 232H19L20 233V231H17ZM17 232H15V233H17ZM23 232V231H22ZM107 232V231H106ZM238 232H240V229H239V231ZM249 234H247V236L248 235H252L251 233H250V231L248 230L247 231ZM247 232H245V233H247ZM264 232V231H263ZM263 232H261L262 234H260V235H264L263 234ZM25 233V232H24ZM23 233V234H24ZM28 233V232H27ZM103 233H104V231H103ZM233 233H235V232H233ZM252 233H254V232H252ZM259 233H260V231H259ZM29 234V233H28ZM96 234V233H95ZM236 234V233H235ZM234 234V235H235ZM239 235L240 234H242V233H238ZM19 235V234H18ZM18 235L16 234V236L18 237ZM22 235V234H21ZM20 235V236H21ZM90 235V236H91ZM255 235V234H254ZM28 236V235H27ZM26 236V237H27ZM89 236V237H90ZM236 236H238V235H236ZM243 236V235H242ZM242 236H240V237H242ZM43 237V236H42ZM86 237V236H85ZM88 237V236H87ZM7 238V237H6ZM28 238L30 239V237L28 236ZM44 238V237H43ZM94 238V237H93ZM235 238V237H234ZM238 238V237H237ZM236 238V239H237ZM244 238V237H243ZM39 239H41V237H39ZM46 239V238H45ZM44 239V240H45ZM43 240V239H42ZM41 240V241H42ZM43 240V241H44ZM48 240V239H47ZM46 240V241H47ZM53 241H54V239H52ZM241 240H243L242 238H241ZM256 240H257V238H256ZM255 240V241H256ZM5 241H7L6 239H5ZM12 241V240H11ZM35 241V240H34ZM40 241V240H39ZM238 241V240H237ZM240 241V240H239ZM245 241H247V240H245ZM254 242V241H253ZM253 242H251L253 245L255 244V243H253ZM246 243H249V241L248 242H246ZM251 243H249V244H251ZM251 244V245H252ZM250 245V246H251ZM252 245V246H253ZM48 248H50L49 246H48ZM48 250V249H47ZM260 256H262V255H260ZM39 257V256H38ZM263 257V256H262ZM261 257V258H262ZM205 257H203V259H204ZM264 258V257H263ZM259 259H260V257H259Z\"/></svg>","mask_w":264,"mask_h":264}]
</instances>
